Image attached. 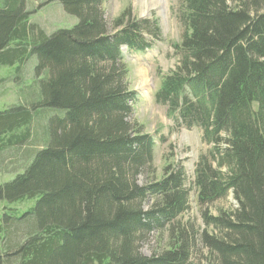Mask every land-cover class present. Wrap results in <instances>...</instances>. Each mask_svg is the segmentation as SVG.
<instances>
[{
  "label": "trees",
  "instance_id": "16d2710c",
  "mask_svg": "<svg viewBox=\"0 0 264 264\" xmlns=\"http://www.w3.org/2000/svg\"><path fill=\"white\" fill-rule=\"evenodd\" d=\"M58 1L77 22L44 35L23 0H0V65L28 51L46 70L36 103L0 111V153L43 134L0 182V264H264V0H182L178 62L155 97L210 144L193 171L199 225L184 219L185 168L166 162L157 176L154 140L130 121L120 48L144 47L145 21L117 16L110 37L104 0ZM229 193L235 206L211 209ZM152 230L165 247L147 257L138 244Z\"/></svg>",
  "mask_w": 264,
  "mask_h": 264
},
{
  "label": "rangeland",
  "instance_id": "374dc122",
  "mask_svg": "<svg viewBox=\"0 0 264 264\" xmlns=\"http://www.w3.org/2000/svg\"><path fill=\"white\" fill-rule=\"evenodd\" d=\"M23 2L27 22L33 25L35 32L50 35L68 29L77 22V16L66 11L58 0H23ZM237 2L239 0H228L230 6ZM126 9L129 10L130 15L124 11ZM98 11L106 23V31L110 37L115 36L123 27V24L116 28L112 27L117 16L124 14L125 20L137 18L145 21L140 26V38L137 39L140 43L143 41L144 47L138 50L126 46L120 48L121 56L128 68L127 86L136 94L130 121L141 123L144 131L154 140V166L157 169V176L160 175L162 165L166 162L178 163L185 168V187L189 189V207L184 219L199 225L201 223L199 207L195 188L192 185L193 171L199 156L209 149L210 144L203 141L200 128L183 126L169 112L168 106L155 97L161 78L174 69L178 62V55L173 46L180 42L184 31L179 17L182 12V0H104ZM27 52L23 62L0 65V111L15 104H24L28 99L36 103L38 84L46 70L39 69L36 74V58L34 54ZM142 79L146 80L145 87L141 85ZM48 112L50 113L46 115L47 119L54 115V112ZM32 133V138L25 146H20L18 149L14 147L0 153L1 183L21 173L24 169V161L29 156L28 152L33 148L42 147L43 134L36 132L35 128ZM147 173L149 172L137 177L139 185L149 180ZM235 205L232 193H229L226 198L214 202L211 209ZM142 206L149 208L150 200L146 199ZM164 240L165 237L162 238L161 234L152 230L145 233L144 239L138 246L141 253L148 257L165 247Z\"/></svg>",
  "mask_w": 264,
  "mask_h": 264
},
{
  "label": "bare ground",
  "instance_id": "6f19581e",
  "mask_svg": "<svg viewBox=\"0 0 264 264\" xmlns=\"http://www.w3.org/2000/svg\"><path fill=\"white\" fill-rule=\"evenodd\" d=\"M141 81H142V82H141V85H142L143 87H145L146 80H145V79H142Z\"/></svg>",
  "mask_w": 264,
  "mask_h": 264
}]
</instances>
